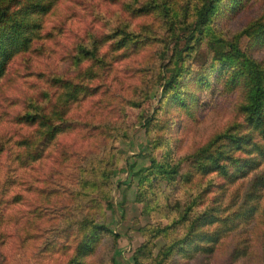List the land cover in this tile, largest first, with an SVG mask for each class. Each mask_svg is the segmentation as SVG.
Returning a JSON list of instances; mask_svg holds the SVG:
<instances>
[{"label":"trees","instance_id":"16d2710c","mask_svg":"<svg viewBox=\"0 0 264 264\" xmlns=\"http://www.w3.org/2000/svg\"><path fill=\"white\" fill-rule=\"evenodd\" d=\"M121 4L110 26L72 44L60 58L65 63L62 68L32 70L26 56H51L39 42L41 21L29 16L34 14L28 10L30 0H0V87L7 85L17 57L24 72L16 70L19 74L10 82L18 78L28 90L19 100L4 99L0 121L13 127L0 133V159L26 169L56 141L77 145V139L83 141L91 134L126 139L124 107L141 105L139 79L151 77L157 82V105L170 100L187 110L190 104H202L203 90L213 92L211 69L215 81L222 79V92L240 88L237 118L182 155L169 141L168 122L157 120L159 108L144 118L148 145L158 148L159 156L151 152L149 164L139 171L135 201L149 223L138 228L142 242L127 264H187L198 256L204 264H264V53L257 56L264 50V12L226 37L213 19L218 12L237 7L238 0H124ZM137 17L148 21L133 23ZM133 55L138 57L132 60L136 66L116 75L113 63ZM84 101L81 111L73 114L72 106ZM178 125L176 121L175 129ZM66 136L72 138L71 144ZM98 158L102 156L77 166L73 195L83 203L78 216L65 217V225L56 230L73 242L63 264H83L93 242L100 243L103 237L114 245L117 239L91 216L99 206L95 198L110 188L106 171L110 163L95 164ZM22 182L25 190L43 193L28 179ZM3 183L0 264L7 263L3 249L7 241L9 246L14 240L21 243L29 223L26 213L19 212L18 221L11 219L16 214L3 215V206L27 201L20 191L6 197ZM11 220L14 227L9 232L6 225ZM156 237L163 244L153 255L149 244ZM109 264H117L114 252Z\"/></svg>","mask_w":264,"mask_h":264},{"label":"rangeland","instance_id":"374dc122","mask_svg":"<svg viewBox=\"0 0 264 264\" xmlns=\"http://www.w3.org/2000/svg\"><path fill=\"white\" fill-rule=\"evenodd\" d=\"M122 1L124 0L114 2L111 0H30L32 7L28 6V10L34 14L29 16L38 17L37 20H40L42 25L39 42H43L45 50L51 54L48 57H34L33 54L26 56L30 58V64H33L32 70L41 68L44 70L51 66L57 69L62 68L65 63L60 59L61 56L72 44L85 38L89 32H100L110 26L116 14L121 12ZM238 2L237 7L230 11L218 12L213 19L214 24L226 37L238 32L241 27L264 12V0H238ZM39 9L41 13L38 14L36 12ZM124 15L126 16L125 13ZM142 21L148 20L145 17H137L133 23ZM244 41L243 38L242 44ZM263 53L264 50H259L257 56ZM135 58L138 59L136 55H133L123 61H115L113 68L115 73L117 72L116 75L120 76V73L127 71L128 68L136 66V63L132 62ZM198 65L200 63L196 62V66ZM21 67V62L15 57L10 77L14 78L16 74H19L16 70L24 72ZM213 71H215L214 68ZM208 73L211 75L213 92L203 90L205 92L199 95L202 104L195 107L190 104L187 110L181 109L176 102L170 100H163L160 105H157L159 97L157 82L152 81L151 77L149 79L145 77L141 82L139 79L138 87H141L139 91L142 93L139 99L142 100L141 105L124 107L123 126L127 128L128 135L126 139L113 141L109 137L105 139L101 135L91 134L83 141L77 139L75 141L77 145L63 146L64 144H58L56 141L47 148L46 154L37 164L26 169H18L7 159L1 158L0 183L4 182L2 188L5 196L9 197L13 192L20 191L21 195L27 199L25 203L3 206V215L8 213L12 217L16 214L14 215L16 218L11 219L18 221L17 214L21 212L26 213L25 217L29 218L26 232L21 235V243L14 240L12 246H9L8 241L5 244L3 249L7 256L6 264L64 263L74 248L73 242L71 237L63 239L62 231L56 233V230L65 225V217H77L80 203H83L80 196L75 199L73 195L77 189V166L85 165L88 158L98 156L102 158H98L95 164L110 163L106 170L110 188L104 195L95 198L99 206L91 216L94 223L111 230L117 235V239L114 245L111 239H103V237L100 243L93 242L91 250L83 258V264H109V258L113 252L117 264H127L133 251L142 242L138 228L149 223L148 217L141 213V204L135 201L139 171L149 164L151 152L156 158L159 156V149L153 150L148 145L143 125L144 118L154 108H159L156 113L157 120L168 122L170 125L171 129H167L170 134L169 141L176 145V154L179 155L188 153L203 143L212 133L237 118L235 106L240 99V88L225 89L222 92L220 90L222 79L215 81L211 69ZM10 77L7 85L0 87V110L6 106L5 97L19 100L25 91L28 92L18 78L15 82H10ZM83 104L85 101L76 104V107L73 105L71 108L73 114H78ZM15 108L16 106L11 107V109ZM176 121L179 125L175 129ZM12 127L11 124L0 121L2 131L0 133L11 130ZM65 139L71 144V137L66 136ZM98 160L102 162L97 163ZM22 178L28 179L34 186L41 188L43 193L38 195L32 189L25 190L22 187ZM30 202L34 205H29ZM12 223L11 220L6 225L9 232L14 227ZM162 244L163 241L159 237L151 241L149 247L153 255ZM195 259L197 260L187 264H200L204 258L198 256ZM204 263L205 260H202L201 264ZM141 264H147V261H142Z\"/></svg>","mask_w":264,"mask_h":264}]
</instances>
